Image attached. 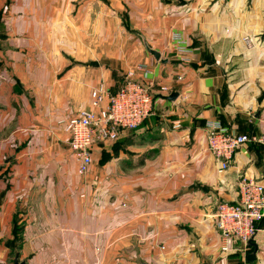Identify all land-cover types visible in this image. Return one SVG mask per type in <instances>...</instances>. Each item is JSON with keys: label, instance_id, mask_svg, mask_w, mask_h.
Wrapping results in <instances>:
<instances>
[{"label": "crops", "instance_id": "obj_1", "mask_svg": "<svg viewBox=\"0 0 264 264\" xmlns=\"http://www.w3.org/2000/svg\"><path fill=\"white\" fill-rule=\"evenodd\" d=\"M141 65L179 98L80 175L65 123ZM263 113L264 0H0V264H264V220L226 254L215 216L264 185V147L223 169L207 144L213 122L260 137Z\"/></svg>", "mask_w": 264, "mask_h": 264}, {"label": "built area", "instance_id": "obj_2", "mask_svg": "<svg viewBox=\"0 0 264 264\" xmlns=\"http://www.w3.org/2000/svg\"><path fill=\"white\" fill-rule=\"evenodd\" d=\"M244 41L249 46L253 42L250 37ZM138 69L143 76L137 79L134 71L128 73L126 81L116 92H111L105 86L93 89L91 108L81 110L65 123L69 146L78 162L80 175L90 171L93 146L122 140L127 132L136 130L154 115L157 97L171 94L166 86H154L150 81L153 73L145 66L141 65ZM261 126V136L254 137L235 135L219 122L209 123L208 150L222 168L227 169L236 152L244 145L259 143L264 147V113ZM215 216L223 253H231L237 243L248 246L264 220V185L255 178L243 176L239 182V201L218 204Z\"/></svg>", "mask_w": 264, "mask_h": 264}, {"label": "water", "instance_id": "obj_3", "mask_svg": "<svg viewBox=\"0 0 264 264\" xmlns=\"http://www.w3.org/2000/svg\"><path fill=\"white\" fill-rule=\"evenodd\" d=\"M146 48H147V50L150 52V54H151V55H152L157 61L166 62V61H163V60H162V54H161L159 51H157V50H155V49L149 47L148 45H146ZM163 98L166 99V100H168V101H170V102H174V101H176V100L179 98V94H178V93H172V94H170L169 96H165V97H163ZM248 245L251 246V247H254L255 249H258V246H257V244L254 242V239H252V240L249 242ZM14 264H25V263L20 262L19 259L16 258L15 261H14Z\"/></svg>", "mask_w": 264, "mask_h": 264}, {"label": "rangeland", "instance_id": "obj_4", "mask_svg": "<svg viewBox=\"0 0 264 264\" xmlns=\"http://www.w3.org/2000/svg\"><path fill=\"white\" fill-rule=\"evenodd\" d=\"M147 123H148V120L144 121L139 127H141V126H143V125H145V124H147ZM139 127H138V128H139ZM138 128H137V129H138ZM137 129H136V130H137ZM67 135H68V134H67ZM72 155H73V154H72ZM104 162H105V161H104Z\"/></svg>", "mask_w": 264, "mask_h": 264}, {"label": "trees", "instance_id": "obj_5", "mask_svg": "<svg viewBox=\"0 0 264 264\" xmlns=\"http://www.w3.org/2000/svg\"><path fill=\"white\" fill-rule=\"evenodd\" d=\"M150 118H151V117H150ZM150 118H149V119H150ZM147 120H148V119H147ZM133 131H135V130H133ZM129 132H130V131H129ZM261 224H262V223H261ZM260 227H261V225H260ZM250 247H251V246H250Z\"/></svg>", "mask_w": 264, "mask_h": 264}]
</instances>
